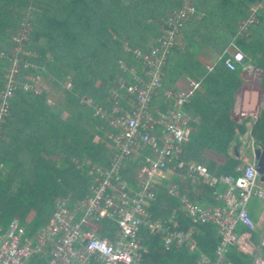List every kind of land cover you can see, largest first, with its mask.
<instances>
[{"label":"trees","instance_id":"trees-1","mask_svg":"<svg viewBox=\"0 0 264 264\" xmlns=\"http://www.w3.org/2000/svg\"><path fill=\"white\" fill-rule=\"evenodd\" d=\"M191 2L195 12L181 29L179 45L168 54L162 87L171 89L181 78L200 80V89L184 107L195 132L184 145L182 158L204 163L218 175L237 176L241 163L236 154L238 136L244 134L249 118L236 122L233 98L253 74L246 75L238 67L229 71L222 57L230 46L243 53L244 63L252 64L259 74L264 99V0ZM259 3L253 23L239 32V23L250 16L249 7ZM181 5L182 0H0V52L8 55L0 56V92L14 47L13 35L22 22L29 23L28 36L23 41L24 52L16 56L33 65L24 67L20 62V83L10 98L3 126L0 230L15 216L31 235L46 223L57 197L75 200L88 193L93 178L86 166L75 167L74 161L85 164L90 159L108 166L112 154L104 142L108 126L95 110L109 108L112 90L121 82L133 83L121 63L142 74L141 61L132 51L148 52L160 34L162 19ZM204 50L218 56L210 68L198 59ZM30 75L39 78L38 92L23 89ZM64 80L70 88L62 86ZM58 89L62 99L54 102ZM62 105L71 112L62 116ZM255 120L249 137L255 147L264 146V103ZM232 145L234 154L230 155ZM205 150L224 155V163L218 165L203 156ZM137 165L138 161L129 165L122 175L131 181ZM156 194L148 208L151 217L165 219L176 210L178 228L185 231L188 223L179 213V198L166 192L165 183L158 184ZM112 233L111 224L104 222L100 236ZM138 238L142 264H193L199 253L211 259L218 240L212 225L197 227L192 253L184 247L165 250L160 237L145 229H140ZM227 259L231 264L252 260L237 248L229 249Z\"/></svg>","mask_w":264,"mask_h":264},{"label":"built area","instance_id":"built-area-1","mask_svg":"<svg viewBox=\"0 0 264 264\" xmlns=\"http://www.w3.org/2000/svg\"><path fill=\"white\" fill-rule=\"evenodd\" d=\"M258 7L260 3L249 7L250 16L239 23V32L253 23ZM194 12L191 0H182L181 6L162 19L155 45L146 53L132 51L141 61V75L135 68L120 64L133 83L121 82L112 90L109 108L95 110V115L110 129L105 134L112 150L108 166L90 159L85 164L74 161L75 167L86 166L93 178L88 193L70 201L66 196L57 197L52 214L35 233L27 235L18 218L12 217L5 229L0 230V264H34V261L38 264H142L140 229L159 236L165 250L184 247L192 253L196 251L197 227L212 225L218 236L213 259L199 253L193 264H230L226 256L231 247L249 246L248 233L255 223L245 206L253 196L264 200V186L259 180L256 162L241 159L236 167L238 175L233 176L216 175L202 163L183 159V147L191 137L184 107L200 89V80L190 79L186 87L179 89L162 87L168 54L179 45L181 29ZM28 26V22H22L13 35L14 47L0 92V142L10 111V98L20 83V62L23 61L24 67L33 66L16 56L24 52ZM125 50L130 51L128 47ZM0 56L8 55L0 52ZM222 59L229 71L237 67L244 73L253 70L244 63L243 53L233 46L228 47ZM25 78L29 81L23 83V89L38 92L39 78L31 75ZM63 85L70 88L66 81ZM137 161L130 181L122 175L123 170ZM175 177L198 188L223 185L222 192H214L221 204L200 206L181 193ZM160 182H166L169 195L179 198L181 214L188 223L185 231L178 228L176 210L166 219L152 218L149 214L148 208L156 200ZM104 222L111 224V236H100ZM238 226L244 230L242 234L237 233ZM259 247L261 254H255L250 264H264V228Z\"/></svg>","mask_w":264,"mask_h":264},{"label":"crops","instance_id":"crops-1","mask_svg":"<svg viewBox=\"0 0 264 264\" xmlns=\"http://www.w3.org/2000/svg\"><path fill=\"white\" fill-rule=\"evenodd\" d=\"M210 52L211 51H208V50L205 51L204 50L203 55L199 56V58H198L202 63H204L206 68L212 67L214 65L215 61L218 60V56L216 55L212 65L210 67L208 65H206L207 57L205 55L212 53V52L211 53ZM245 63L248 64L253 69L252 71H250V73H245V74L246 75L253 74V75H250V77H248V78H250L249 79L250 82L248 84H247V82H245L244 87L239 92H237L236 95L234 96V98H233V115L236 119V122H238V123L246 117L249 118V121L245 122L244 134L241 136H238V141L240 142V145L237 147L236 154L240 159L246 158L249 161H255L253 153H254V150L260 146L255 147L254 142H253V145H252L253 147L249 145L250 147L253 148V150H250V147L248 148L246 146L242 149V151L244 152L243 154H241L239 147L241 146V141H242L243 137H245V141L250 140V137H249L250 126H252L253 122L256 121L255 117L257 118V116H259V109H260V106L262 105V103H264V99H263V96L261 94L262 92L259 89L260 87L258 84V82H259L258 72H256V69L252 66V64H250L249 62H245ZM187 81H188L187 78H181V79L176 81V83L174 84V86L171 89L184 88V87H186ZM247 85H249L250 88H247ZM248 100L250 101V104H252V105H250V104L248 105V103H247ZM185 115H186V119H187V125H188V127L191 131V135H192L195 132V130L193 129V127H191L188 124L189 117L186 113H185ZM108 132H110L109 126H108V130L105 131V134ZM105 134H104V142L107 143ZM247 143H246V145H247ZM107 145H108V148L110 149L109 143H107ZM228 153L230 155L234 154L233 153V145L228 149ZM236 154H235V156H236ZM246 155L248 156V158L246 157ZM203 156H205L208 159L213 160L218 165L223 164L224 160H225L224 155L216 153V152L213 153V152L208 151V150H205L203 152ZM249 156H252V157H249ZM192 161H195V160H192ZM195 162H198V161H195ZM198 163H201V162H198ZM202 164H204V163H202ZM204 165L207 166L206 164H204ZM212 173H214V172H212ZM216 175H218V174H216ZM174 180L179 183L181 193L189 196L191 199H193L200 206L207 208V207H212V206L221 204V202L215 198L214 192H222V190L224 189L223 185L218 184L214 187L203 185V186H200V188H198L194 184H191L189 182H186L184 184V182L180 181L178 179V177H175ZM161 183H165V187H168V186H166V182H160V184ZM261 183H262L261 185L263 187L264 181H262ZM157 189H158V187H157ZM66 197H68L70 199L69 196H66ZM258 199L260 200V198H258ZM253 209L254 210L248 211L250 218H252L253 222L255 223L254 229L248 233L247 243L249 244V246H247L246 244L245 245L241 244L239 246L231 247V248H237L238 250L242 251L245 255L249 256V258H252L255 254H261L262 251L259 247V242H260L262 230L264 228V207L260 208V207L256 206ZM179 213H181L180 206H179ZM236 231L238 234H242L244 232V230L240 226H238L236 228ZM216 234H217V232H216ZM250 234H252V236H250ZM226 258H227V256H226ZM211 259H213V252H212V258ZM227 261L229 262L228 259H227Z\"/></svg>","mask_w":264,"mask_h":264},{"label":"rangeland","instance_id":"rangeland-1","mask_svg":"<svg viewBox=\"0 0 264 264\" xmlns=\"http://www.w3.org/2000/svg\"><path fill=\"white\" fill-rule=\"evenodd\" d=\"M208 51H210V50H208ZM211 53V52H210ZM206 57H207V60H206V65H208L209 67L212 65V63H213V61H214V59H215V57H216V55H215V53L214 52H212L211 54H207V55H205ZM65 83V80L63 81V83H62V86H63V84ZM49 85V84H48ZM49 87V89H51V87L50 86H48ZM247 88H250V86L249 85H247ZM247 91V90H246ZM55 96H54V98H52L53 99V101L54 102H60V100L62 99V96H61V92H60V90L58 89L57 90V92L54 94ZM49 100H51L50 99V97H49ZM247 102H249V100L247 101ZM62 110H63V114L62 115H64V114H68V113H70L71 112V109L69 108V107H66V105H62ZM250 117V116H249ZM248 142V143H247ZM253 140L252 139H250V140H247V141H245V137H243L242 138V141H241V146L239 147L240 148V151H241V154H243L244 152L242 151V149L244 148V147H250V146H252L253 145ZM246 143H247V145H246ZM250 145V146H249ZM253 147V146H252ZM252 147H250V150H253V148ZM253 155V154H252ZM246 157L248 158V156L246 155ZM249 157H252V156H249ZM182 182H184V184L186 183V181L185 180H183ZM264 207V200H262V199H258L256 196H253V197H250V199L248 200V202H247V204H246V209H247V211H250V210H254L253 208H255V207ZM255 215V214H254Z\"/></svg>","mask_w":264,"mask_h":264},{"label":"water","instance_id":"water-1","mask_svg":"<svg viewBox=\"0 0 264 264\" xmlns=\"http://www.w3.org/2000/svg\"><path fill=\"white\" fill-rule=\"evenodd\" d=\"M254 160L257 165L259 180L264 181V146H260L254 150Z\"/></svg>","mask_w":264,"mask_h":264}]
</instances>
